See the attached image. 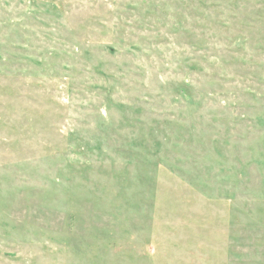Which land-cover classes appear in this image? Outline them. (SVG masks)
<instances>
[{
    "label": "rangeland",
    "instance_id": "rangeland-1",
    "mask_svg": "<svg viewBox=\"0 0 264 264\" xmlns=\"http://www.w3.org/2000/svg\"><path fill=\"white\" fill-rule=\"evenodd\" d=\"M0 264H264V0H0Z\"/></svg>",
    "mask_w": 264,
    "mask_h": 264
}]
</instances>
